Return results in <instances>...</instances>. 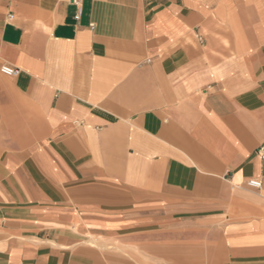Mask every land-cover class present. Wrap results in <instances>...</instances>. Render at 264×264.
Returning <instances> with one entry per match:
<instances>
[{"label":"crops","instance_id":"crops-1","mask_svg":"<svg viewBox=\"0 0 264 264\" xmlns=\"http://www.w3.org/2000/svg\"><path fill=\"white\" fill-rule=\"evenodd\" d=\"M0 264H264V0H0Z\"/></svg>","mask_w":264,"mask_h":264},{"label":"built area","instance_id":"built-area-1","mask_svg":"<svg viewBox=\"0 0 264 264\" xmlns=\"http://www.w3.org/2000/svg\"><path fill=\"white\" fill-rule=\"evenodd\" d=\"M73 2H74L75 4H79V3H80V0H73ZM79 16H80V11H79L78 14L75 15V18H79ZM1 71H2L3 73L7 74V75H12V76L17 75V74L19 73V69H17L16 67H13V66H11V65H7V64H3V65L1 66ZM262 149H263V148H261V150H262ZM248 184H249L250 186H252V187H260V186H261V182H260V180H258V179H252V180H250V181L248 182Z\"/></svg>","mask_w":264,"mask_h":264}]
</instances>
